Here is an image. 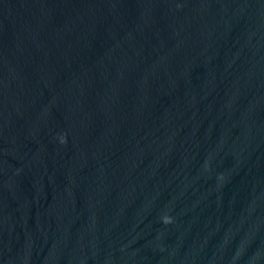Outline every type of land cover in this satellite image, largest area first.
Instances as JSON below:
<instances>
[{"label":"water","instance_id":"1","mask_svg":"<svg viewBox=\"0 0 264 264\" xmlns=\"http://www.w3.org/2000/svg\"><path fill=\"white\" fill-rule=\"evenodd\" d=\"M0 264H264V0H0Z\"/></svg>","mask_w":264,"mask_h":264},{"label":"clouds","instance_id":"2","mask_svg":"<svg viewBox=\"0 0 264 264\" xmlns=\"http://www.w3.org/2000/svg\"><path fill=\"white\" fill-rule=\"evenodd\" d=\"M169 218L168 217H165V220L167 221Z\"/></svg>","mask_w":264,"mask_h":264}]
</instances>
